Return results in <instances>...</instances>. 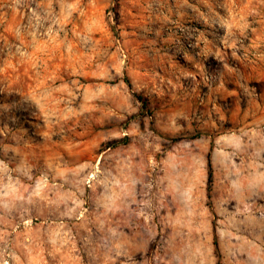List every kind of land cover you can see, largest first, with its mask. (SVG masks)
<instances>
[{
    "label": "rangeland",
    "instance_id": "rangeland-1",
    "mask_svg": "<svg viewBox=\"0 0 264 264\" xmlns=\"http://www.w3.org/2000/svg\"><path fill=\"white\" fill-rule=\"evenodd\" d=\"M0 264H264V0H0Z\"/></svg>",
    "mask_w": 264,
    "mask_h": 264
},
{
    "label": "trees",
    "instance_id": "trees-1",
    "mask_svg": "<svg viewBox=\"0 0 264 264\" xmlns=\"http://www.w3.org/2000/svg\"><path fill=\"white\" fill-rule=\"evenodd\" d=\"M126 82L129 86V88L132 90V83L126 79ZM134 98L141 103V111H147V114L151 115V112L149 111V103L148 101L139 93H133ZM211 157L212 154H209L208 156V186H207V193L208 197L210 198L213 192V185H214V172H213V165L211 162ZM215 231V246H216V252H219L218 249V242H217V235H216V228L214 229Z\"/></svg>",
    "mask_w": 264,
    "mask_h": 264
}]
</instances>
